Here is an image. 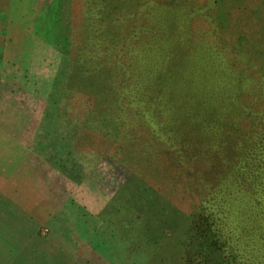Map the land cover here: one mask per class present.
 I'll list each match as a JSON object with an SVG mask.
<instances>
[{
  "label": "trees",
  "instance_id": "1",
  "mask_svg": "<svg viewBox=\"0 0 264 264\" xmlns=\"http://www.w3.org/2000/svg\"><path fill=\"white\" fill-rule=\"evenodd\" d=\"M113 1L92 0L94 5L85 10L92 35L72 40L69 58L73 76L79 73L71 77L75 106L80 107L76 147L83 156L100 159L109 179L121 171L112 199L122 203L118 210L124 213L113 219L119 221L116 240L125 244L121 249L131 256L134 250L151 248V257L140 264H264V108H250L243 117L249 127L245 134L242 121L236 124L242 119L239 107L238 120L232 123L213 104L189 106L181 94L153 83L165 63L144 53L156 37L149 31L145 42L135 43L137 32L127 23L121 37L128 0H116L117 5ZM136 1L138 8L144 0ZM224 1L213 0V5L218 8ZM175 4L189 5L186 0H145L144 7L150 9L144 16L153 32H160L154 19ZM153 8L157 16H152ZM112 12H120L117 19ZM221 25L225 29L224 21ZM138 49L143 53L132 55ZM209 55H215L211 47ZM259 60L238 66L254 67ZM60 76L62 72L55 82ZM202 140L204 146L219 143L224 148L209 155L214 169L199 172L182 165L180 158L183 163L200 160L195 143ZM84 172H78L79 179L88 174ZM135 215L141 217L136 220ZM146 217V225L155 229L160 222V228L168 225V232L140 230ZM126 261L132 264V258Z\"/></svg>",
  "mask_w": 264,
  "mask_h": 264
},
{
  "label": "rangeland",
  "instance_id": "2",
  "mask_svg": "<svg viewBox=\"0 0 264 264\" xmlns=\"http://www.w3.org/2000/svg\"><path fill=\"white\" fill-rule=\"evenodd\" d=\"M263 1L225 0L219 9L213 0H186L188 6L175 4L165 16L158 15L153 8L152 16H160L153 21L160 33L153 32L155 27L144 16H149L150 9L144 7L145 0L138 8L136 0H128L123 7L126 22L120 20V33L122 37L127 23L137 32L135 43L141 44L152 31L156 39L144 54L165 63L153 83L168 93L181 94L189 106L201 102L213 104L232 123L238 120L239 107L242 119L236 124L242 121L241 132L247 134L248 120L243 117H247L250 108H264ZM117 4L114 0L113 5ZM93 5L92 0H0V142L5 140L2 134L24 137L22 141L30 142L32 152L61 176L63 202L66 201L63 208L71 219H78L76 232L88 247L79 250L80 256L91 264H130L131 261H126L129 258L132 264H140L151 257V248L134 250L129 256L121 249L125 244L115 237L120 229L119 221L113 219L124 216L123 210H118L122 203L112 201L114 182L120 184L121 171L109 179L108 168L100 159L83 156L76 147L80 107L75 106L71 77L79 73L73 76L69 57L73 52L72 40L76 43L81 37L92 35L90 26L87 30L90 24L86 22L85 10ZM112 13L115 20L120 12ZM210 47L214 56L209 55ZM142 53L138 49L132 55ZM256 57L260 60L255 61L254 67L238 66ZM204 135L205 132L202 135L205 138ZM204 143L203 140L195 143L200 160L183 163L181 157V164L199 172L214 169L213 157L209 155L224 146L219 143L204 146ZM84 170L88 174L81 180L79 173L83 176ZM139 217L134 216L136 220ZM147 220L150 218L138 225L140 230L168 232V225L160 228L163 224L159 222L154 229L153 224L146 225ZM3 230L0 224V264L20 263L9 258L14 253L13 241L6 240L11 236ZM43 234H47V229ZM146 241L150 246V238ZM141 251L144 258L138 262ZM97 256L103 260L98 261Z\"/></svg>",
  "mask_w": 264,
  "mask_h": 264
},
{
  "label": "crops",
  "instance_id": "3",
  "mask_svg": "<svg viewBox=\"0 0 264 264\" xmlns=\"http://www.w3.org/2000/svg\"><path fill=\"white\" fill-rule=\"evenodd\" d=\"M2 137L0 224L11 236L6 240L13 241L9 258L20 261L17 264H91L79 255L87 244L76 232L78 219H71L63 208L61 176L32 152L24 137Z\"/></svg>",
  "mask_w": 264,
  "mask_h": 264
}]
</instances>
